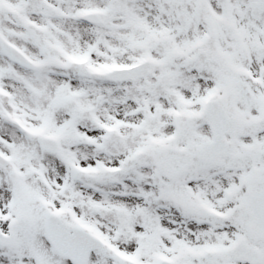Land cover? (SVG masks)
Instances as JSON below:
<instances>
[{
    "label": "rangeland",
    "instance_id": "374dc122",
    "mask_svg": "<svg viewBox=\"0 0 264 264\" xmlns=\"http://www.w3.org/2000/svg\"><path fill=\"white\" fill-rule=\"evenodd\" d=\"M90 8L97 23L84 18ZM1 33L39 65L0 46V151L10 158L0 229L16 232L0 264H74L49 243L50 210L70 225L97 221L108 246L87 264H216L234 217H219L222 190L240 175L248 186L262 160L264 0H0ZM144 57L147 77L104 75ZM215 98L242 124L228 153L205 161L197 151L213 133L203 107ZM42 134L60 153L40 147ZM181 216L198 225L191 236Z\"/></svg>",
    "mask_w": 264,
    "mask_h": 264
},
{
    "label": "flooded vegetation",
    "instance_id": "af4514ba",
    "mask_svg": "<svg viewBox=\"0 0 264 264\" xmlns=\"http://www.w3.org/2000/svg\"><path fill=\"white\" fill-rule=\"evenodd\" d=\"M261 112V111H260ZM258 123V119L254 120V124ZM264 128V126H262ZM264 132V131H263ZM262 142V152H261V158L262 160H259L258 163L255 162V167L253 168V175H252V182L247 186L245 184L244 178L240 175L239 178H237L234 187H232L233 184L230 185V187H225L223 190L222 188H218V190H222V198L224 200V208L221 211V215L219 216L221 219L224 218H231L232 222L230 223L231 227L228 228L222 237V241L218 243V247L221 249H225L226 254L222 255L221 258H219L216 264H225L229 259V257L234 255L232 254L231 250L232 248L238 244L237 249V255H242V253H247L246 249L252 248V251L255 253L257 250H260L262 258L257 262L249 261L246 257H239V258H231L230 262L233 264H264V227L261 225L258 214L256 212V209L252 206V196L256 192H264V179L260 177V174L264 172V138L261 139ZM222 157V156H221ZM217 158V157H214ZM214 158H211L210 161ZM203 160V159H202ZM230 171V169L228 170ZM243 173L242 171L240 174ZM215 174V173H214ZM211 175V174H210ZM215 174L214 176H216ZM261 179V180H260ZM193 184L196 182H200L193 179ZM190 182V181H189ZM246 192V196L242 194L244 191ZM207 190V192L205 191ZM208 192H211V189H205L204 188V196L208 195ZM237 194V199L235 201V205H232V197ZM245 201V203H243ZM246 206V207H245ZM263 208L264 207V197L263 199H259L257 202V207ZM179 226H181V229H185V233L190 235L194 232V229L188 230L186 229L190 224L196 225L195 223H189L185 220H182V216L179 220L176 218V221ZM230 229V233H228V230ZM171 230V229H170ZM179 230L172 227V232L177 233ZM177 240L178 238L183 244H186L188 242L182 240L181 233L175 234ZM199 237H196L198 239ZM219 241V240H218ZM241 241V243H239Z\"/></svg>",
    "mask_w": 264,
    "mask_h": 264
},
{
    "label": "water",
    "instance_id": "95a60500",
    "mask_svg": "<svg viewBox=\"0 0 264 264\" xmlns=\"http://www.w3.org/2000/svg\"><path fill=\"white\" fill-rule=\"evenodd\" d=\"M91 16H93L91 17V19L93 20L98 19L97 12H95ZM5 47L11 56L16 58L20 57L18 54L10 50L8 46ZM149 66L150 64L146 62L142 66H136L132 68V70L119 69V71L115 72L116 75H114V77H120L123 79L129 77H139L149 72ZM127 70L133 72L125 73ZM206 112L213 123L215 137L210 145L200 149V156L204 158H208L213 155L224 152L228 146L227 133L235 131L238 126L237 118L229 117L224 107L220 104L218 100L212 101V103H210L209 107L207 108ZM40 142L44 147H47L53 151H59V145L53 138L42 137L40 138ZM6 162L7 161L2 156H0V163L5 164ZM48 219L49 235L56 248L61 252L69 255L75 261L79 263L84 262L88 249L91 246L97 245L95 242L97 241L96 238H94L91 234L86 233L78 228H73V232H70L68 227H66L64 223L60 220V218L56 215L50 214ZM6 238L3 240V238L0 236V241L2 243H6L11 240V237ZM91 239H93L94 241H92ZM97 246H99V244ZM160 264L170 263L164 261Z\"/></svg>",
    "mask_w": 264,
    "mask_h": 264
}]
</instances>
